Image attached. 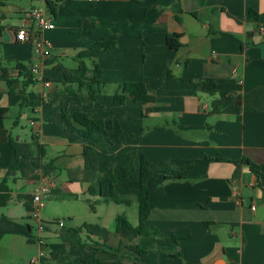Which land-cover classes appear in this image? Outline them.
<instances>
[{"label":"crops","instance_id":"crops-1","mask_svg":"<svg viewBox=\"0 0 264 264\" xmlns=\"http://www.w3.org/2000/svg\"><path fill=\"white\" fill-rule=\"evenodd\" d=\"M40 4L0 0V108L5 110L0 182L7 180L11 189L10 201L0 207V264H29L41 252L42 264H59L52 252L72 262L83 256L124 264H264V0H60L50 12L56 26L44 32L53 44L48 56L36 55L31 41L17 38ZM146 7L161 9L160 17L147 21ZM83 18L96 20L89 33L81 32ZM173 33L180 35L178 48L167 43ZM109 36L117 37L114 46L91 49ZM35 66L42 79L34 77ZM65 68L85 81H104L102 92L93 99L86 88L66 81ZM206 77L216 79L218 90L242 96L240 113H210L214 97L203 90ZM134 81H144L156 100L144 105L129 97L114 105L120 84ZM80 108L105 121L118 195L139 194L136 157L144 154L151 161L147 223L179 239L131 241L117 234L118 214L139 223L137 200L130 205L102 201L91 210L88 187L97 173L85 167L83 141H68L65 123L51 120L61 111L72 118ZM10 138L36 142L37 177L10 171L18 162ZM243 157L258 166V173L240 161ZM43 165L52 187L40 213L48 225L39 234L22 196H32ZM179 172H188V178L167 179ZM61 219L64 226L58 225ZM84 223L108 228L109 240L93 243L98 238L86 231L85 244L61 238L63 228ZM131 243L147 253L128 249Z\"/></svg>","mask_w":264,"mask_h":264},{"label":"trees","instance_id":"trees-1","mask_svg":"<svg viewBox=\"0 0 264 264\" xmlns=\"http://www.w3.org/2000/svg\"><path fill=\"white\" fill-rule=\"evenodd\" d=\"M60 0H50L47 2L48 9L51 13H55L57 9V2ZM161 9L157 7H146L144 10V16L147 21H156L161 15ZM253 13V11H251ZM81 32L89 33L96 26L95 19L81 20ZM1 30V28H0ZM180 35L173 33L167 37V43L172 48H178L181 46L179 41ZM117 42L116 36H109L97 41L91 46L94 51L108 49L114 46ZM62 67V66H60ZM80 67L86 68L83 60L80 61ZM99 69L98 66H96ZM24 69L28 81L32 80L31 70L28 67H22ZM66 81L77 82L80 87L86 88L88 93L96 99L97 95L102 92V86L104 81L97 78H93L91 81H85L79 76L73 75L65 68ZM203 90L209 95L213 96L211 102V114H238L242 110V96L237 95L231 91L218 90V84L215 78L206 77L202 79ZM9 94L14 91V80L10 79ZM132 97L136 102L142 104H150L156 100L155 94L151 89L147 87L144 81L125 82L120 84L119 90L116 92L113 98L114 105H123L126 100ZM80 101V99H78ZM25 102V100H24ZM5 117V110L0 108V118ZM51 120L56 122L65 123L64 137L70 141L82 140L83 141V156L85 160V167L90 170H94L97 173L96 179L88 187L90 197L87 199L92 211L97 210V205L102 201H113L118 204L130 205L134 200H137L139 205V223L134 225L129 218L124 214H118L115 220V232L125 238L134 240L138 236L144 237H160L162 239H174L177 240L179 236H167L162 233L156 226L147 223L151 212L150 206V188L148 186L149 179L153 176L154 171L151 166V161L144 155L139 154L136 157L138 166V182L140 184V191L136 197L133 196H120L115 192L114 186L118 182L116 173L114 172V152L110 150V141L108 139V130L105 121L102 118L92 116L89 112L78 109L72 118L68 117L65 111L58 112ZM178 128L184 129L187 127L178 125ZM197 128V127H188ZM36 139V138H35ZM9 144L14 150L18 162L11 167V170H19L22 176H35V168L33 167L32 158L35 155L34 146L35 141L20 142L14 138L9 139ZM220 159H227L225 157H219ZM240 161L250 166V169L254 173H258V166L247 157H243ZM53 161L49 162L50 164ZM127 171V169H124ZM42 171L45 174H49L48 166L43 165ZM37 177V176H35ZM188 172H179L173 176H168L167 179H187ZM25 201V205L29 211L33 209L32 196H22ZM11 199V189L7 183V180L0 182V207L8 204ZM86 231L89 235H95L98 239L93 240V243L99 244V239L106 243L109 240L110 230L99 224L84 223L79 227L63 228L61 231V238L72 244H85L86 241L82 237V233ZM90 237V236H89ZM126 247L132 251L137 252L140 255H145L147 250L139 243L127 244ZM52 257L59 264H124L119 259L115 260H103L99 257L86 258L81 257L77 262H72L70 257L52 252Z\"/></svg>","mask_w":264,"mask_h":264},{"label":"built area","instance_id":"built-area-1","mask_svg":"<svg viewBox=\"0 0 264 264\" xmlns=\"http://www.w3.org/2000/svg\"><path fill=\"white\" fill-rule=\"evenodd\" d=\"M41 4L34 6L30 11L31 25L23 27L17 33V38L21 41H31L33 44L34 53L38 56H48L51 53L53 44L51 41L45 38L44 32L46 30L53 29L56 24L52 19L50 10L48 9L47 2L50 0H40ZM261 31H264V26L261 27ZM34 77L37 79H42L39 74V67L35 66L32 68ZM45 85H50V82L44 81ZM34 111L37 112L38 108L35 107ZM35 119L30 120L31 125H35ZM52 187V181L49 176L43 171L39 172L38 175V185L35 188L32 198H33V209L30 211V219L36 222V229L39 232H43L46 229L44 221L41 219V210L46 205V202L50 196ZM254 206V205H253ZM64 220L58 221L59 226H64ZM40 236V235H39ZM39 239H41L39 237ZM43 252L34 255L29 264H42L41 255ZM235 264V263H231Z\"/></svg>","mask_w":264,"mask_h":264},{"label":"rangeland","instance_id":"rangeland-1","mask_svg":"<svg viewBox=\"0 0 264 264\" xmlns=\"http://www.w3.org/2000/svg\"><path fill=\"white\" fill-rule=\"evenodd\" d=\"M47 205H49V207H47L46 209L49 210V208L52 207V203H51V202H48ZM51 212H52V211H51ZM54 212H56V211L53 210V213H54ZM51 221H53V220H51ZM47 222H48V221H44L45 225H48ZM57 227H58V226H57ZM44 231H45V230H43V232H44Z\"/></svg>","mask_w":264,"mask_h":264}]
</instances>
